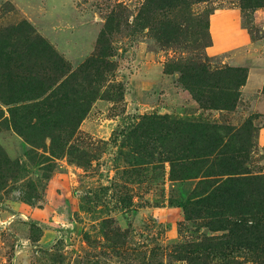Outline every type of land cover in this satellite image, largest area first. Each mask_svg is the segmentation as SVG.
Returning a JSON list of instances; mask_svg holds the SVG:
<instances>
[{"label":"rangeland","instance_id":"rangeland-1","mask_svg":"<svg viewBox=\"0 0 264 264\" xmlns=\"http://www.w3.org/2000/svg\"><path fill=\"white\" fill-rule=\"evenodd\" d=\"M144 4L0 0V30L26 21L66 63L62 73L40 63L37 91L17 104L26 127H50L33 131L40 139L12 130L0 101V264H264V205L209 218L215 181L193 175L204 165L180 145L187 123L229 127L233 143L256 116L243 167L264 188V83H247L248 71L264 80V7L204 0L149 14ZM164 23L179 29L176 43L156 41ZM90 59L95 98L80 124L37 121L50 92L62 101L71 81L77 89ZM202 66L210 77L247 70L233 111L202 108L183 83L181 70Z\"/></svg>","mask_w":264,"mask_h":264},{"label":"trees","instance_id":"trees-1","mask_svg":"<svg viewBox=\"0 0 264 264\" xmlns=\"http://www.w3.org/2000/svg\"><path fill=\"white\" fill-rule=\"evenodd\" d=\"M204 0H145L144 9L148 13L162 12L166 10H183L191 3ZM242 9H256L264 7V0H241ZM162 29L157 31L155 39L161 44L176 43L177 27L168 24H160ZM107 27L99 34V42H103ZM10 38L12 42L6 43ZM101 57H105L102 54ZM95 59H90L81 65L80 85L75 89L71 81L68 85L67 95L63 100H58L51 92L41 107L35 112L37 121H46L52 126L64 128H76L85 117L92 101L94 92L89 90L91 79H86L89 69H93ZM48 63L58 73L65 69L64 59L57 51L40 35L36 34L31 24L26 21L16 26L0 30V101L8 107L10 116L9 126L17 134L26 138L40 139L43 135L33 134L34 130L42 127L50 128L44 122H36L31 128L26 127L23 117L17 118L21 99L28 100L30 95L37 91L33 81L38 79L40 63ZM12 67V69H11ZM5 69V72H4ZM182 81L194 95L198 104L205 109L217 111H233L240 96L241 88L245 85L247 70L245 68H228L222 71L217 70L210 77L206 67H191L181 70ZM65 76V75H64ZM78 77V72H73L64 80H71ZM83 87L81 90L80 88ZM264 93V86L262 88ZM69 99V104L66 100ZM26 117V116H25ZM259 117V116H257ZM264 120V116H261ZM27 118V117H26ZM256 116L251 115L244 126V135L236 136L234 142L224 141V137L231 133V128L213 124L187 123L184 129L180 130L182 150L193 160H198L204 166L196 168L193 175L204 178V181L214 180L215 188L210 192L211 197L206 200L207 215L209 218L218 219L224 214H232L242 210L253 208L260 209L264 205V188L259 187V179L246 178L248 172L243 167L244 147L251 146V125ZM58 124V125H57ZM223 129V133L221 130ZM236 130V129H235ZM241 138V139H240ZM254 196L257 198H254ZM246 210V211H248ZM249 212V211H248ZM259 213V212H258ZM202 213L200 212V215ZM264 216H261V218ZM257 231L262 236V231ZM239 238H242L239 236ZM243 239V238H242ZM264 238H261L263 241ZM244 241V239H243Z\"/></svg>","mask_w":264,"mask_h":264},{"label":"crops","instance_id":"crops-1","mask_svg":"<svg viewBox=\"0 0 264 264\" xmlns=\"http://www.w3.org/2000/svg\"><path fill=\"white\" fill-rule=\"evenodd\" d=\"M248 81L253 82L254 84H257L258 82H259V84L264 83L263 78L259 77L257 72H254V73L251 72L250 73L249 71H248V76H247V83H248ZM259 84H257V87H259ZM258 108H260V107H258Z\"/></svg>","mask_w":264,"mask_h":264}]
</instances>
